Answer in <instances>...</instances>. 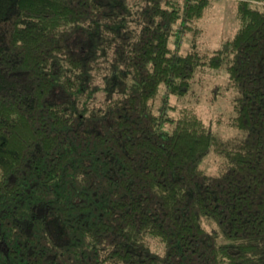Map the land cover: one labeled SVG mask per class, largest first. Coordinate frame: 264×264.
<instances>
[{
  "label": "trees",
  "instance_id": "16d2710c",
  "mask_svg": "<svg viewBox=\"0 0 264 264\" xmlns=\"http://www.w3.org/2000/svg\"><path fill=\"white\" fill-rule=\"evenodd\" d=\"M235 1L203 51L211 0H0V264H264V0ZM207 67L238 135L170 102Z\"/></svg>",
  "mask_w": 264,
  "mask_h": 264
},
{
  "label": "rangeland",
  "instance_id": "374dc122",
  "mask_svg": "<svg viewBox=\"0 0 264 264\" xmlns=\"http://www.w3.org/2000/svg\"><path fill=\"white\" fill-rule=\"evenodd\" d=\"M235 0H211L203 17L197 22L202 27L198 36L199 47L203 51H212L223 39L232 35L239 27ZM192 35L185 34L181 44L182 51L191 44ZM236 90L227 86V71L224 68L207 67L196 74L192 90L183 96H170V102L176 105H194L199 113L213 125V129L224 137L242 133L231 125L228 118L233 114V97ZM161 94L156 98L158 105ZM222 157L215 151L208 153L201 166L215 172L222 164Z\"/></svg>",
  "mask_w": 264,
  "mask_h": 264
}]
</instances>
